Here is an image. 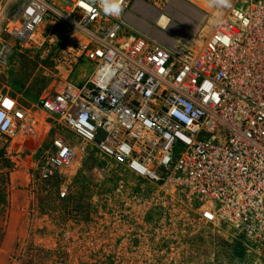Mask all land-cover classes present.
Listing matches in <instances>:
<instances>
[{"label":"built area","instance_id":"obj_1","mask_svg":"<svg viewBox=\"0 0 264 264\" xmlns=\"http://www.w3.org/2000/svg\"><path fill=\"white\" fill-rule=\"evenodd\" d=\"M137 1L119 0L117 16L112 0H0V67L48 51L59 81L36 104L43 117L152 184L160 205L264 244V0H185L192 23L170 17L188 34L156 22L168 40L130 24ZM31 113L0 88L7 150L36 133ZM78 150L57 135L39 180L72 169Z\"/></svg>","mask_w":264,"mask_h":264},{"label":"rangeland","instance_id":"obj_2","mask_svg":"<svg viewBox=\"0 0 264 264\" xmlns=\"http://www.w3.org/2000/svg\"><path fill=\"white\" fill-rule=\"evenodd\" d=\"M144 1L167 14V7L190 6L185 0ZM55 74L43 49L18 52L8 67H0V88L19 97L39 120L36 133L15 150L0 140V264H264V244L192 210L160 205L152 184L43 117L36 104L58 85ZM57 135L79 148L75 164L61 176L39 180L43 151Z\"/></svg>","mask_w":264,"mask_h":264},{"label":"crops","instance_id":"obj_3","mask_svg":"<svg viewBox=\"0 0 264 264\" xmlns=\"http://www.w3.org/2000/svg\"><path fill=\"white\" fill-rule=\"evenodd\" d=\"M138 1H140V0H138ZM138 1L135 2L133 7H132V9L128 13H126V18L130 22V24H132L134 26V28H136L140 32L147 33L148 35L154 36L157 39L168 40V36L165 33H163V31H160L157 27H155V23L157 22V24H158V21L156 20V15L154 16L153 14H151V15L149 14L150 8H155V5L151 4L148 1H144L143 0L144 2H146V6L148 5L147 6L148 9L145 10L147 12H144V10L142 12L140 10V7H138V5H137ZM174 4H176V3H174ZM180 7L189 8V6L186 7L184 5H182ZM193 11H194V13L196 15L200 16L201 12H199L196 9H193ZM196 11H198V12H196ZM166 12L171 14L174 19H179V18L186 19V18H188V15H186L185 13H178V9H173L172 6L171 7H167ZM165 14H167V13H165ZM169 14H167V15L171 19ZM175 25L176 24H171V26L168 29H170L172 31H180V32H182L181 30L178 29V26L177 25L175 26ZM130 34H131V32H130ZM182 34L186 35L187 33L182 32Z\"/></svg>","mask_w":264,"mask_h":264},{"label":"bare ground","instance_id":"obj_4","mask_svg":"<svg viewBox=\"0 0 264 264\" xmlns=\"http://www.w3.org/2000/svg\"><path fill=\"white\" fill-rule=\"evenodd\" d=\"M175 3V2H174ZM137 5H139L138 7H140L142 9V12L144 10V12H147L145 10L148 9V5L146 6V3L142 0L138 1ZM190 8V7H189ZM174 9V8H173ZM171 12V11H170ZM173 12V11H172ZM198 12V11H196ZM149 14H153L154 16L156 15V20L158 21V24L162 27H165L166 29L169 28L171 26V24H175L173 21V18H169L165 13L158 11L156 8H150ZM178 17V16H177ZM200 17V16H199ZM179 20L183 21L184 23L190 25V23H192L191 19L188 17L186 19L184 18H179ZM178 26H180L179 24H177ZM174 26V25H173ZM176 26V25H175ZM181 27V26H180ZM196 24H192V28H195ZM179 30H182L183 28H179ZM177 30V29H176ZM159 32V31H158ZM186 33V32H184ZM188 34V33H187ZM6 154V153H5Z\"/></svg>","mask_w":264,"mask_h":264},{"label":"clouds","instance_id":"obj_5","mask_svg":"<svg viewBox=\"0 0 264 264\" xmlns=\"http://www.w3.org/2000/svg\"><path fill=\"white\" fill-rule=\"evenodd\" d=\"M122 11L119 0H112V5L110 9H106V12H110L111 14L119 15Z\"/></svg>","mask_w":264,"mask_h":264},{"label":"trees","instance_id":"obj_6","mask_svg":"<svg viewBox=\"0 0 264 264\" xmlns=\"http://www.w3.org/2000/svg\"><path fill=\"white\" fill-rule=\"evenodd\" d=\"M57 27H58V29H59V27H62V26H59V25H58ZM61 29H62V28H61Z\"/></svg>","mask_w":264,"mask_h":264}]
</instances>
